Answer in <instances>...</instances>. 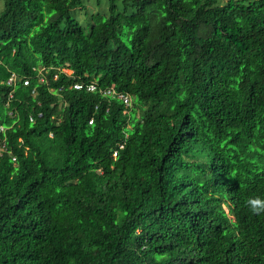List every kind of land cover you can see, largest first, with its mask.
<instances>
[{"label": "trees", "instance_id": "16d2710c", "mask_svg": "<svg viewBox=\"0 0 264 264\" xmlns=\"http://www.w3.org/2000/svg\"><path fill=\"white\" fill-rule=\"evenodd\" d=\"M0 2V264H264V0Z\"/></svg>", "mask_w": 264, "mask_h": 264}, {"label": "rangeland", "instance_id": "374dc122", "mask_svg": "<svg viewBox=\"0 0 264 264\" xmlns=\"http://www.w3.org/2000/svg\"><path fill=\"white\" fill-rule=\"evenodd\" d=\"M122 0H120L121 2ZM228 0H220V4H225ZM250 1V0H248ZM108 0H102L101 4L98 0H85V8H78L73 11L74 17L81 22L85 27L92 24V15L96 13L108 12ZM4 10V2H0V14ZM67 74H72L71 70H66Z\"/></svg>", "mask_w": 264, "mask_h": 264}, {"label": "clouds", "instance_id": "9594fccd", "mask_svg": "<svg viewBox=\"0 0 264 264\" xmlns=\"http://www.w3.org/2000/svg\"><path fill=\"white\" fill-rule=\"evenodd\" d=\"M13 75H15V74H13ZM12 75V76H13ZM12 78V77H11ZM10 78V79H11ZM19 79L17 78V76H16V81H14L13 83H16L17 81H18ZM10 81V80H9ZM10 83V82H9ZM10 84H12V83H10ZM26 85V84H25ZM92 85H94L95 86V84H90L89 85V89L91 90V91H93L92 89H91V87H92ZM81 88V86H78V84H77V86H75V88ZM95 89H96V86H95ZM94 89V90H95ZM105 94H108V95H112V96H118L119 98H121V99H123L124 97H126V98H128L130 101H129V103L127 104V103H125L126 105H127V107H129V106H131V104H132V98L131 97H129V96H124V95H118L113 89H111V90H108V91H106V92H104ZM124 100V99H123ZM125 102V101H124ZM114 156L116 157L117 155H115L114 154ZM248 206H249V208H250V210L253 212V213H261V212H264V200H261V199H259V198H254V199H249V201H248Z\"/></svg>", "mask_w": 264, "mask_h": 264}, {"label": "built area", "instance_id": "2783aa9c", "mask_svg": "<svg viewBox=\"0 0 264 264\" xmlns=\"http://www.w3.org/2000/svg\"><path fill=\"white\" fill-rule=\"evenodd\" d=\"M14 81H16V75H13L9 82H10V83H13ZM25 84L27 85L28 82H25ZM91 89L94 90V89H95V86L92 85ZM123 99H124L125 103H127V104H128L129 101H130V100H129L128 98H126V97H124ZM2 129H3V128H2ZM115 155H117V153H115Z\"/></svg>", "mask_w": 264, "mask_h": 264}]
</instances>
